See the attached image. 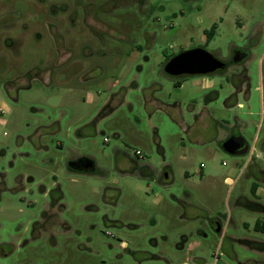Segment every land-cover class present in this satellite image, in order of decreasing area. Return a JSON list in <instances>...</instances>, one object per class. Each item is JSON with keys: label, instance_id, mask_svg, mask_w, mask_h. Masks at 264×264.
Masks as SVG:
<instances>
[{"label": "rangeland", "instance_id": "1", "mask_svg": "<svg viewBox=\"0 0 264 264\" xmlns=\"http://www.w3.org/2000/svg\"><path fill=\"white\" fill-rule=\"evenodd\" d=\"M258 220L264 0H0V264H264Z\"/></svg>", "mask_w": 264, "mask_h": 264}, {"label": "water", "instance_id": "2", "mask_svg": "<svg viewBox=\"0 0 264 264\" xmlns=\"http://www.w3.org/2000/svg\"><path fill=\"white\" fill-rule=\"evenodd\" d=\"M224 68V64L216 60L209 53L194 49L180 53L172 58L165 70L170 76L179 75H209ZM225 152L232 155H244L249 152V146L242 137L235 136L222 145ZM70 168L79 173L91 174L94 172L93 162L85 169L77 168L75 163L70 164Z\"/></svg>", "mask_w": 264, "mask_h": 264}, {"label": "flooded vegetation", "instance_id": "3", "mask_svg": "<svg viewBox=\"0 0 264 264\" xmlns=\"http://www.w3.org/2000/svg\"><path fill=\"white\" fill-rule=\"evenodd\" d=\"M249 55H246L244 52L242 51H236L235 54H234V62L235 63H241L242 61L248 59ZM228 68V66L225 64L224 65V68L219 70L218 72H224L226 71ZM216 72V73H218ZM237 135H232V137H235ZM230 137V138H232ZM240 137V136H239ZM250 150V148H249ZM90 162H93L92 160L90 159H87V158H83V159H79V160H76V161H73L72 163H75V166L77 168H83L85 169L87 166H89ZM93 168H94V172L96 171V166H95V163L93 162Z\"/></svg>", "mask_w": 264, "mask_h": 264}, {"label": "trees", "instance_id": "4", "mask_svg": "<svg viewBox=\"0 0 264 264\" xmlns=\"http://www.w3.org/2000/svg\"><path fill=\"white\" fill-rule=\"evenodd\" d=\"M217 29V24H214L211 29L207 32V42H209L212 37L213 34L215 33V30ZM71 169V168H70ZM72 170V169H71ZM146 174V173H144ZM256 189H257V185L255 184L253 186V192L256 194ZM255 231L263 233L264 234V220H258L254 226Z\"/></svg>", "mask_w": 264, "mask_h": 264}, {"label": "crops", "instance_id": "5", "mask_svg": "<svg viewBox=\"0 0 264 264\" xmlns=\"http://www.w3.org/2000/svg\"><path fill=\"white\" fill-rule=\"evenodd\" d=\"M209 85V84H208ZM229 181H231V180H226V182L228 183ZM262 192V188H258L257 187V189H256V195L258 196L260 193Z\"/></svg>", "mask_w": 264, "mask_h": 264}, {"label": "built area", "instance_id": "6", "mask_svg": "<svg viewBox=\"0 0 264 264\" xmlns=\"http://www.w3.org/2000/svg\"><path fill=\"white\" fill-rule=\"evenodd\" d=\"M136 155H139V153H138V152H136Z\"/></svg>", "mask_w": 264, "mask_h": 264}]
</instances>
